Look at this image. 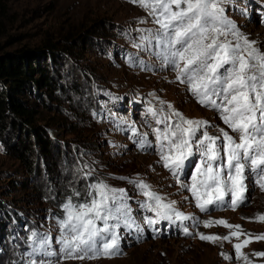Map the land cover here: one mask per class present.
I'll list each match as a JSON object with an SVG mask.
<instances>
[{
	"label": "rangeland",
	"instance_id": "rangeland-1",
	"mask_svg": "<svg viewBox=\"0 0 264 264\" xmlns=\"http://www.w3.org/2000/svg\"><path fill=\"white\" fill-rule=\"evenodd\" d=\"M224 7L229 19L264 51V0H234ZM156 27L131 0H0V54L30 51L32 56L55 44L59 62L54 70L62 73L61 89L50 95L39 89L22 98L38 112L34 124L47 133L53 157L35 156L37 167L31 172L0 133V264L29 259L32 231L49 234L59 253L58 220L66 215L62 205L69 198L83 201L89 186L99 182L125 191V203L140 228L118 229L121 254L113 258L60 264H244L235 258L234 245L247 237L201 240L200 233L223 237L236 231L215 223L206 227L204 221L223 219L241 225L244 232L264 234V221L258 219L264 215V191L251 177L245 204L202 212L160 162L153 129L163 125L156 124L148 109H160L161 101L165 112L171 104L189 119L208 121L210 135H219L218 128L230 130L215 110L199 104L187 85L176 81L171 66L162 68L160 60L134 46L138 30ZM132 56L153 70L129 63ZM46 62L52 68V59ZM142 133H147L151 147L140 146ZM185 171L190 174L192 169ZM180 179L189 182L185 175ZM138 181L166 201H175L177 211L194 219L149 226L145 217L154 213L141 207L147 197L136 186ZM184 228L191 235H185ZM242 251L254 264H264V258L251 256L264 251V240L253 238Z\"/></svg>",
	"mask_w": 264,
	"mask_h": 264
},
{
	"label": "snow or ice",
	"instance_id": "snow-or-ice-1",
	"mask_svg": "<svg viewBox=\"0 0 264 264\" xmlns=\"http://www.w3.org/2000/svg\"><path fill=\"white\" fill-rule=\"evenodd\" d=\"M144 9L157 25L155 29H140L134 46L161 61V67L171 66L176 81L187 85L188 91L202 106L215 110L223 124L219 135H210L208 121L189 119L174 106L161 101L160 109L148 111L156 118L153 129L163 167L168 169L181 188L195 199L202 212L229 207L235 210L248 201L252 183L264 191V51L248 39L226 14L225 4L234 0H131ZM146 23V20H141ZM129 63L143 70H153L150 64L132 56ZM203 130V131H201ZM200 132V136L197 133ZM139 144L151 147L147 133L140 134ZM186 168H191L190 174ZM247 173V174H246ZM90 174V173H89ZM185 175L189 182L181 181ZM147 200L141 204L154 216L145 217L149 226L168 221L194 219L177 211L175 201H166L151 186L138 181ZM75 197L80 193L75 192ZM123 189L104 182L89 186L83 201L69 198L62 205L66 213L58 220L60 234L56 242L59 253L52 248V237L32 231L29 236V257L24 264H56L63 260L113 258L121 254L118 229H139L125 203ZM227 198V199H226ZM258 219L264 221V215ZM234 228L231 236L199 234L204 241L216 243L247 237L234 245L235 258L244 264H254L242 251L254 238L264 240V234L244 232L241 225L221 219L204 221ZM185 235H191L187 228ZM252 257L264 258V251ZM37 257L40 259L37 260ZM232 259L231 256H225Z\"/></svg>",
	"mask_w": 264,
	"mask_h": 264
},
{
	"label": "trees",
	"instance_id": "trees-1",
	"mask_svg": "<svg viewBox=\"0 0 264 264\" xmlns=\"http://www.w3.org/2000/svg\"><path fill=\"white\" fill-rule=\"evenodd\" d=\"M46 46L43 54L32 56L30 51L0 54V133L31 172L37 167L35 156L53 157L54 151L44 128L34 124L38 112L22 98L39 89L50 95L62 88V73L60 69L54 70L59 62L57 46ZM47 59H52V68Z\"/></svg>",
	"mask_w": 264,
	"mask_h": 264
}]
</instances>
